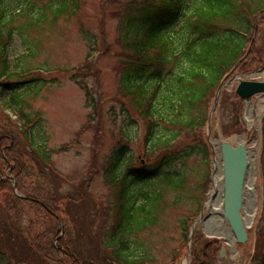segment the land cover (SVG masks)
Instances as JSON below:
<instances>
[{"label":"rangeland","instance_id":"1","mask_svg":"<svg viewBox=\"0 0 264 264\" xmlns=\"http://www.w3.org/2000/svg\"><path fill=\"white\" fill-rule=\"evenodd\" d=\"M57 1L5 2L8 26L4 33L8 34L0 42L8 51L9 72L25 70L28 76L7 78L18 88L14 95L0 97V124L24 140L19 123L29 122L26 131L34 140L23 146L33 155L27 158L22 176L24 191L40 197L56 211L69 227L78 254L97 264H119L112 259L113 246H107L114 233L129 241L131 256L138 264H194L196 248L213 240L226 247V253L221 257L220 249L217 256H210L206 250L208 255L202 257L201 264H259L264 254V95L244 102L235 90L240 80L264 81V63L249 72L231 69L220 83L217 106L215 93L203 110L208 117L206 126L182 133L170 145L175 159L160 170L164 172L134 183L139 171L157 167L159 158L168 153L161 150L148 157L147 124L123 86V76L130 68L127 64L136 59L125 45L122 30L128 28L131 10L138 7L136 0H70L71 5L60 17L46 11L42 18L39 8ZM30 4L33 11L28 8ZM138 14L136 29L141 22L138 19L143 18ZM263 18L260 14L256 28ZM180 26L173 29L174 36L179 35ZM260 30V57L264 60V25ZM40 68L44 70L41 75L33 73ZM12 97L17 103L9 106ZM158 127L172 129L163 122ZM220 137L256 152L257 209L252 223H247L249 239L241 246L234 241L225 243L221 238L224 231L213 234L218 228L211 222L214 152ZM36 150L50 155V165H39ZM119 150L122 156L116 162ZM113 165L117 178L112 174ZM0 168L7 173L1 158ZM8 190L0 194V223L9 221L20 241L35 240L51 225V218L41 206L20 200ZM130 195L134 198L127 206ZM130 206L134 208L132 223L124 213ZM119 215L118 231L114 226ZM1 224L0 244L4 248L9 239L2 233ZM124 227L131 234L124 235ZM41 261L51 264L43 258ZM0 264H11L3 250Z\"/></svg>","mask_w":264,"mask_h":264},{"label":"trees","instance_id":"2","mask_svg":"<svg viewBox=\"0 0 264 264\" xmlns=\"http://www.w3.org/2000/svg\"><path fill=\"white\" fill-rule=\"evenodd\" d=\"M6 1L0 0V41L8 26L5 17ZM70 5V0L47 3L39 8L43 12L41 17L45 16L46 11L54 12L56 18L60 17ZM74 5L77 9L78 3L75 2ZM135 6L138 7L132 9L133 12L131 10L129 13L132 15L131 18L126 20L128 28L124 27L122 30L125 45L132 50L136 59L127 64L130 68L123 76V86L132 93L131 102L147 124L148 157L154 156L161 150L168 152L163 153L165 156L163 167H167L175 159L171 154L173 150L170 145L182 133L189 134L206 126L208 117L203 114V110L207 108L208 101L215 95L223 78L246 54L250 44L253 43L251 52L239 69L249 72L263 65L259 38H261L260 29L264 25V18L258 28H256V20L258 14L262 13L264 16V0H137ZM28 8L32 10L33 5L30 4ZM136 13H140L138 16L143 17L138 19L141 22L137 29L135 28ZM180 23L181 26L177 29L179 35L174 36L173 29ZM6 51V45L0 42V97L2 98L8 93L14 95L18 88L17 84L9 82L8 77L11 79L28 76L25 70L9 72ZM13 101L17 103L12 97L8 105H12ZM19 115L20 118L24 117L23 114ZM159 122L169 124L172 129L168 131L160 129ZM19 124L25 136L24 140L13 136L4 125L0 124V158L7 170L11 169L9 173L17 181L18 189L31 195L24 191L21 181L25 174L26 160L33 155L23 145L28 141L32 143L34 139L26 131L29 122ZM191 150L193 152L194 148ZM203 151L207 154V148H203ZM35 155L39 165L42 162L50 165L48 153L37 151ZM185 155L189 154L186 152ZM121 156L122 151H117L116 162ZM114 172L115 169L112 174L116 178ZM160 172L164 171L145 172L141 179L137 180L152 178ZM4 175L0 168V194L9 191L8 189L13 191L11 180L5 179ZM133 198V195L128 196L127 206ZM23 201L39 205L35 202ZM133 210V206L124 210L128 215L129 223L134 222ZM47 216L52 220L51 225L35 240L25 238L20 241L18 231L13 225H9V221L5 219V224L0 223L2 233L9 239L6 241V247L3 248L0 244V250L7 253L11 264H39V262L41 264L42 258L51 264H97L92 258H82L78 254L73 247L71 231L66 226L65 220V235L55 244V239L61 232V225L54 215L47 212ZM122 232L124 235L131 234L125 227ZM107 242V246H113H111L113 248L111 254L114 261L122 264H138V259H133L131 256V244L124 237H113L111 242L108 240ZM219 244L218 240H213L199 245L193 252L194 264H201L202 257H207L206 250H210V256L214 255ZM120 250L123 253H120ZM72 253L77 254L78 258L72 256ZM259 264H264L263 256Z\"/></svg>","mask_w":264,"mask_h":264},{"label":"water","instance_id":"3","mask_svg":"<svg viewBox=\"0 0 264 264\" xmlns=\"http://www.w3.org/2000/svg\"><path fill=\"white\" fill-rule=\"evenodd\" d=\"M221 90L222 86L218 90L215 100V107L217 106ZM236 92L243 100H249L251 97L257 94L264 95V81L243 80L237 87ZM209 127L211 126L209 125ZM219 145L222 150L223 161L225 164L223 186V218L227 220L237 242L244 244L248 240V234L246 232V224L244 223L241 211L244 204L248 150L244 144H238L237 146H234L227 140L220 141ZM241 159L242 165L241 168H238L236 162L237 160ZM14 192L21 198L31 199L28 196L18 192L16 182L14 183ZM35 201L41 203L39 200ZM224 253L225 248L222 250V255H224Z\"/></svg>","mask_w":264,"mask_h":264},{"label":"bare ground","instance_id":"4","mask_svg":"<svg viewBox=\"0 0 264 264\" xmlns=\"http://www.w3.org/2000/svg\"><path fill=\"white\" fill-rule=\"evenodd\" d=\"M262 112L264 111V100L261 103ZM248 114H250V111H248ZM217 150L214 152V162H215V191L213 198L211 200L212 202V212H213V219L211 222L217 223L218 228L214 230L213 234L221 233V231H224L225 234L229 236L228 242L232 243L233 237L230 236L231 233L229 231V228L225 225L222 226V214H223V178H224V172H225V164L223 161V154L221 147L218 144L215 146ZM247 172H246V181H245V195H244V204H243V210H244V221L248 224H251L255 214H256V196H255V176H256V161H255V151H247ZM237 166L238 168H241L242 165V159L237 160ZM211 235L212 233L209 232ZM222 234V233H221ZM224 235V234H222Z\"/></svg>","mask_w":264,"mask_h":264}]
</instances>
